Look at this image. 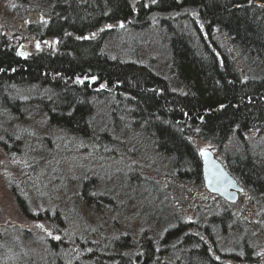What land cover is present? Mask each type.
I'll use <instances>...</instances> for the list:
<instances>
[{
  "label": "trees",
  "instance_id": "1",
  "mask_svg": "<svg viewBox=\"0 0 264 264\" xmlns=\"http://www.w3.org/2000/svg\"><path fill=\"white\" fill-rule=\"evenodd\" d=\"M8 1L6 32L23 27L33 40L55 37L58 43L54 51L21 56L20 41L0 33V147L24 151L41 174L49 169L46 155L57 161L56 151L74 165L65 174L55 167L56 194L47 193L49 207L36 214L61 237L48 235L46 259L33 256L36 263L29 264H76V252L80 264L255 260L253 237L230 204L214 194L207 204H190L198 219L189 222L185 200L168 189L205 190L191 138L207 141L259 206L255 226L264 233V8L258 4L264 0ZM97 160L109 162L103 169L110 182L100 167L91 169ZM12 192L23 213L33 215L27 199ZM124 208L139 224L164 233L120 234ZM80 209H107L114 217L82 224L78 234L64 232ZM104 225L110 226L98 237ZM18 243L0 237V251L16 245L18 252ZM4 255L0 264L26 263Z\"/></svg>",
  "mask_w": 264,
  "mask_h": 264
},
{
  "label": "rangeland",
  "instance_id": "2",
  "mask_svg": "<svg viewBox=\"0 0 264 264\" xmlns=\"http://www.w3.org/2000/svg\"><path fill=\"white\" fill-rule=\"evenodd\" d=\"M129 1L130 4L134 5L137 0ZM8 2V0H0V33H4L9 38V40L15 39L17 41H20L19 46L22 44L24 46V56H28L30 53H37V51L43 50L45 47L40 42L33 40V37L28 35V31H26V29L24 30L23 27H21V31H19L20 29H18V31L13 32H6V30L3 28L4 17H2V14H6ZM258 4L264 8V2L259 1ZM39 17L41 19L40 14ZM107 26L109 27L111 25ZM121 28L130 36V30L129 28H127V26L124 25V23H121ZM191 141L193 143L194 148L197 150L199 156L200 152H202L203 150L211 149V146L207 141H203L195 137H192ZM21 152H23V154L25 153L24 151ZM23 154L19 155V153L15 154L11 152H5L0 147V237L3 241H5V243H10L13 240L20 242L22 240L26 241L24 245L32 246L33 248H42V244L45 242V239L48 235L54 238L58 237L56 235H53L52 229L49 227V222L46 220L45 217H34L36 216V213H42L45 207H49L47 201L45 200L41 204V202H38L37 200L33 202L31 199L34 198L37 193L38 195L42 196L47 193H50L55 196L56 190L52 182L56 174L55 167L57 168V171L60 172V166L66 167L69 171L70 165H74L71 164L70 161H66V159L64 158L65 156H63V154L62 156H60L59 152L56 151L55 159L57 161H55L53 157H48V155H46L47 158L45 159V164L46 167H48L49 169L46 171L45 174H41L42 170L40 171L39 168L36 167V163L38 161H34L35 159L31 157H23ZM48 154L53 155V151L50 150ZM101 160H97L96 162H93L91 164V169L93 171H96V167H100L99 170L102 173L107 170L103 169V167L106 166L107 163L109 165V162L107 160ZM80 163L89 164L91 162L84 160L80 161ZM112 166L115 168L116 172L120 170L119 168L115 167V164H112ZM141 171H143V173L148 172L145 168ZM103 175L104 176L102 177L106 181L110 182V176L106 177L105 173ZM26 179L30 180V182L35 181L37 183H40V185H33L32 187L30 185V182L25 184ZM43 184L49 186L47 192H44L41 189L43 187ZM12 190L21 193L23 198L25 197V199H27L29 203L27 204L26 202V204L28 205V210L31 214L33 213V215L29 216L23 213L21 208L17 205L14 200V194L13 192L11 193ZM168 191L172 198H178L179 200L183 201L185 200V209L191 208V205L193 204H207L209 203V201H213L211 199L213 197V194H211L209 191H207L206 189L202 190L200 188H192L189 185H186V187L184 188H180L177 184H170ZM59 196L61 197L62 194ZM211 203L215 204L216 202ZM51 204L55 208H58V206L60 205L55 204L54 200L51 201ZM229 204L231 205V209L235 213H241V220L244 219L243 221L244 225H246L248 236H250V238L253 237V244L255 248V260L249 259V261L247 260V262L244 260L237 264H264V233L262 232V235L258 233H254V236L252 235L253 232H260L259 228L255 226V223H257L258 226L260 225V217L258 214L260 212L259 206L255 205L254 201L249 197V195L244 192V190L238 195V198L234 203ZM95 211L96 210L94 209H90L88 211L80 209V218L74 220L73 222H70L69 226H67L66 231L64 232L70 233L73 231L74 234H78L76 230H78L79 226L81 227L82 224L86 226L87 222H90V224L92 225L97 224V222L106 223L114 217V214L107 209H103L101 212ZM132 220V211L130 210V208H124L123 211H120L119 219H117L116 224V226L118 225V232L120 234H123L124 230H131V232H135V229H133L131 226ZM109 226L110 225H104L103 228L101 227L98 233L96 232L98 234V237L100 235H103V233L107 232ZM27 231L30 233V235L25 234V232ZM92 238H97L96 234L93 233ZM28 255L33 256L34 254L28 253ZM35 256L39 257L38 254H35ZM74 261L76 262V264H80L81 262V258L79 256V253L77 252L76 254H74ZM38 264L40 263L38 262ZM67 264L72 263L71 261L69 262L67 260Z\"/></svg>",
  "mask_w": 264,
  "mask_h": 264
},
{
  "label": "bare ground",
  "instance_id": "3",
  "mask_svg": "<svg viewBox=\"0 0 264 264\" xmlns=\"http://www.w3.org/2000/svg\"><path fill=\"white\" fill-rule=\"evenodd\" d=\"M94 34V32L93 31H91V32H89V35H93ZM88 37V34H86L85 36H84V38H87ZM34 40H36L37 42H40L45 48H47V49H51L52 51H54L53 49H55V47H56V44L58 43V39L57 38H55V37H52V38H50V37H44L42 40H40V39H34ZM22 49L23 48V50H24V47H18L17 48V51L19 50V49ZM45 48L43 49V50H45ZM19 52V51H18ZM209 150H213L212 149V147H211V149H209ZM201 153V152H200ZM212 154L214 155V157L216 158V159H218L219 161H221L217 156H216V154L214 153V152H212ZM223 166H224V168L227 170V172L230 174V176L233 178V179H237L234 175H232L229 171H228V169L226 168V166L223 164ZM201 168H202V166H201ZM59 169L61 170V171H63L64 173H66V172H68V169L66 168V167H59ZM13 195V194H12ZM14 197V196H13ZM48 195L47 194H44L43 196L42 195H35V197L34 198H32L31 200L33 201V202H35L37 199H39V200H41L40 202H42V201H45V200H47L48 199ZM237 198H238V195L236 196V199L235 200H233V201H231V200H227V199H224V198H222L223 200H225L226 202H227V204H229V203H234L236 200H237ZM39 202V201H38ZM27 204H29L28 202H27ZM189 209V208H188ZM188 209H185L184 211H185V215H187V216H185L184 217V219L186 220V221H189V222H197V215H195V214H192V213H190V211H188ZM33 214V213H32ZM37 214V213H36ZM34 217H36V216H34ZM131 226H132V228L133 229H135V232H131V230L129 231V230H124V233L123 234H128L127 236L128 237H130V232L133 234V235H136V234H139L143 229H151L153 232H155V234H159L158 236H160V234H162V233H164V230L163 229H159V227L158 226H151V225H149V226H147V227H145V226H143L142 224H139L138 222H136L134 219L132 220V222H131ZM254 233H258V234H260V235H262V232H253L252 233V235L254 236ZM25 234H29L30 235V233L27 231V232H25ZM61 234H64V233H61ZM57 236L60 238L61 236L59 235V234H57ZM21 240V239H20ZM214 240H216V242L218 241H220L218 238H216L215 236H214ZM26 241H20L19 243L20 244H22V246H21V248H20V250L17 252L16 250H18V247H16V245H4L3 246V251H0V252H2V253H4L5 255H4V257H9V258H11L12 260H14L15 262H19V263H24V262H26L27 264H29L30 262H34V263H36V260H34L32 257L33 256H35V254H38L39 255V257L38 258H40V259H46V257H47V251L45 250V249H43V248H33L32 246H28V245H24V243H25ZM20 251L22 252V253H20ZM24 253H32V254H34L33 256L32 255H26V254H24ZM169 253H172V254H174V256H173V259L175 260V261H177V262H179V260L177 259L178 257H179V255L177 254V253H175L173 250H170L169 251ZM167 257H169V254H167L166 255ZM36 257V256H35ZM169 260H171V258L169 259ZM245 260H248V259H245ZM249 261V260H248ZM247 262V261H246ZM26 263H24V264H26ZM40 263V262H39ZM41 264H43V263H41Z\"/></svg>",
  "mask_w": 264,
  "mask_h": 264
},
{
  "label": "water",
  "instance_id": "4",
  "mask_svg": "<svg viewBox=\"0 0 264 264\" xmlns=\"http://www.w3.org/2000/svg\"><path fill=\"white\" fill-rule=\"evenodd\" d=\"M18 51L23 55V48ZM200 159L205 188L221 198L235 200L238 192L242 191V187L230 176L223 163L216 159L209 149L200 153Z\"/></svg>",
  "mask_w": 264,
  "mask_h": 264
}]
</instances>
